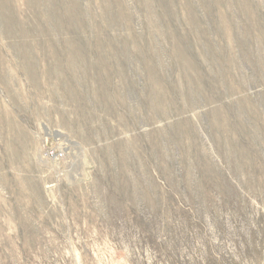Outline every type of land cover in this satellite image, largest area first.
I'll use <instances>...</instances> for the list:
<instances>
[{"label":"rangeland","instance_id":"obj_1","mask_svg":"<svg viewBox=\"0 0 264 264\" xmlns=\"http://www.w3.org/2000/svg\"><path fill=\"white\" fill-rule=\"evenodd\" d=\"M0 264H264V0H0Z\"/></svg>","mask_w":264,"mask_h":264},{"label":"built area","instance_id":"obj_2","mask_svg":"<svg viewBox=\"0 0 264 264\" xmlns=\"http://www.w3.org/2000/svg\"><path fill=\"white\" fill-rule=\"evenodd\" d=\"M45 156L49 157V159L53 161H64L67 158L68 152H67V147L61 146L60 148H46L45 151Z\"/></svg>","mask_w":264,"mask_h":264},{"label":"bare ground","instance_id":"obj_3","mask_svg":"<svg viewBox=\"0 0 264 264\" xmlns=\"http://www.w3.org/2000/svg\"><path fill=\"white\" fill-rule=\"evenodd\" d=\"M54 136L59 137V138H65V136L61 132H58V134L55 133ZM65 140L67 141L68 139L66 138Z\"/></svg>","mask_w":264,"mask_h":264}]
</instances>
